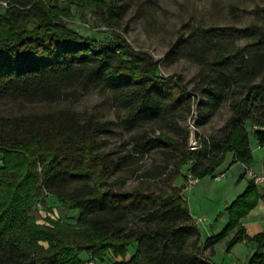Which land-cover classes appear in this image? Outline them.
<instances>
[{"label": "trees", "instance_id": "obj_1", "mask_svg": "<svg viewBox=\"0 0 264 264\" xmlns=\"http://www.w3.org/2000/svg\"><path fill=\"white\" fill-rule=\"evenodd\" d=\"M66 1L82 10L97 7L119 28L108 41L86 37L67 25L70 9L55 0H10L0 14V99L62 102L51 111L0 115V264H82V253L104 260L108 252L123 258L112 264L141 258L147 264H215L220 241L233 234L226 243L230 253L246 237L241 219L264 190L250 179L226 207L227 225L204 240L189 210L184 168L199 179L214 175L228 152L250 166L249 135L264 144V5L251 21L183 24L163 60L195 64L197 73L185 82L178 73L160 74L161 60L134 47L120 25L131 7L157 0ZM94 90L109 95L131 134L120 146L124 154L102 150L98 137L115 131L99 119L83 120L73 105L78 92ZM224 110L222 125L207 136L196 131L199 144L191 149V128L182 121L191 116L203 127ZM155 149L166 163L139 172L143 165L137 162ZM125 162L133 165L132 175L160 178L172 191L126 189L125 176L110 181ZM178 177L185 181L181 187L174 185ZM43 190L77 212L75 223L51 217L38 222L31 214L37 202L53 212ZM135 219L144 225L131 224ZM247 243L254 252L246 263L264 264V232ZM134 245L138 250L128 260ZM185 245L190 255L181 252Z\"/></svg>", "mask_w": 264, "mask_h": 264}, {"label": "rangeland", "instance_id": "obj_2", "mask_svg": "<svg viewBox=\"0 0 264 264\" xmlns=\"http://www.w3.org/2000/svg\"><path fill=\"white\" fill-rule=\"evenodd\" d=\"M0 0V14L5 12L6 5ZM55 4L59 7H68L70 9L71 16L65 18L64 21L69 27L78 31L82 35L97 39L99 41H108L112 38L114 30L118 29L117 26H111L104 19V15L100 10L95 7H86L83 10L76 3L72 4L66 0H55ZM264 5V0H157L156 5H144L142 7L133 6L131 9L123 15L121 18V27L125 31L128 40L137 49H144L149 51L154 58L161 60L159 73L162 75H171L178 73L182 76L185 82H189L197 73L198 67L186 59H180L176 62L170 63L164 61L166 52L169 50L171 43H173L180 33V28L185 23L202 21L206 24H234L243 19L244 21L250 20L255 16V11L258 6ZM237 14V18L232 13ZM62 105V102L56 103H22L19 99L13 97H4L0 99V115H22L28 112H42L51 111L57 109ZM73 105L79 113V117L86 120L89 117L99 119L100 121L108 123V126L115 132L114 134L104 133L98 137V142L101 143L102 150L113 151L112 156L117 154H124L126 150H121L120 146L130 139V133L123 129L120 124V118H117V113L113 107V104L108 94L100 92L98 90L90 92H78L74 98ZM227 112L224 110L219 116L213 118V121L209 122L203 127H195L196 131L200 133V136L209 135L213 128H217L222 125ZM123 116V115H122ZM183 125L187 128L193 127L192 117L182 121ZM131 144L127 145L125 149L130 148ZM157 161V162H156ZM142 163V164H141ZM157 163L165 164L163 155L159 149L151 151L148 155H145L142 161H138L136 165H143L139 172L154 169ZM2 162L0 161V165ZM132 164H125L119 168H116L110 175V181H114L119 177H129L126 181L125 188L133 189L134 187L141 185L145 190H154L164 193L172 191L170 186L163 183L160 178L142 177L138 178L131 174ZM41 172V167L38 168ZM184 171L188 174V168H184ZM227 173L226 179L229 181L234 173ZM232 175V176H231ZM237 178L236 180H238ZM222 182L214 181L212 175H208L199 179V181L186 192L189 204V210L191 211L194 220L198 222L202 227L204 223L213 224L218 219L224 222L226 207L225 202L229 199V195L225 193ZM43 193L47 197V206L53 208L52 213H48L41 200L37 202L32 208L31 214L35 216L39 223H46V218H61L69 223H75L76 211H67L63 205L48 195L45 190ZM221 214V216H219ZM219 217V218H218ZM204 222H200V219H204ZM217 220V221H218ZM196 222V223H197ZM145 221L135 219L131 224L141 226ZM226 223L221 225V229L224 228ZM199 229L201 230V228ZM210 227V226H209ZM203 228V227H202ZM216 229H213V233L217 234ZM227 240H222L216 245V251L214 261L217 264H228L226 252ZM137 246L129 248L128 253H135ZM209 248H205L203 251L208 254ZM244 245L237 246L236 253H243ZM183 252L186 255H190L191 251L189 246L183 247ZM142 253V252H140ZM84 258H88L87 253L82 254ZM95 264H112L115 259L108 252L104 260ZM137 264H147L141 258Z\"/></svg>", "mask_w": 264, "mask_h": 264}, {"label": "crops", "instance_id": "obj_3", "mask_svg": "<svg viewBox=\"0 0 264 264\" xmlns=\"http://www.w3.org/2000/svg\"><path fill=\"white\" fill-rule=\"evenodd\" d=\"M249 142H250V149H251V155H252V163L250 166H245L244 163L240 161H234L235 155L232 152H228L226 155L224 161L216 171V173L213 176L214 181H219L222 182V180H225V183H222V185H225L224 190L225 193L229 195V199L226 200L225 202V207L236 200L238 196L243 194V192L246 190L248 186V182L251 179V177L248 174V170H252L255 173H263L264 172V144H259L257 138L254 137L253 134L249 135ZM234 173V176L230 178L228 181L226 179L227 173ZM246 174L243 178H240L243 172ZM215 176H221L218 180H215ZM239 178L238 180H236ZM185 183L184 179L182 177H178L174 185L177 187L183 186ZM258 186V189L262 192L264 190V183H261ZM187 192V191H186ZM226 220L222 223L221 219L216 220L215 223L210 224V223H204L202 227L198 226L201 228V235L202 238L205 240L208 238V236L214 234L213 229H216L217 231H221V225L224 223H228L229 221V215L228 213L224 214ZM205 218L203 219L202 222H204ZM241 223L246 229V237L243 239V241L239 242L236 244L233 249H231L230 253H227V259H228V264H247L246 262L248 261V258L250 255L254 252L253 246L248 245L247 241L248 239L252 238L256 234H259L261 232H264V198H260L258 201V204L246 215L241 219ZM225 225V226H226ZM210 226V227H209ZM224 226V227H225ZM218 233V232H217ZM233 234L229 235L228 238L225 240H228L229 238L232 237ZM239 245H244V251L243 253H236L237 246ZM136 246V245H135ZM132 247V246H131ZM138 248H136L135 253L137 252ZM215 251H216V246H215ZM83 254V253H82ZM81 254L82 259L85 261L88 258H84V256ZM88 254V253H87ZM216 254V253H215ZM89 255V254H88ZM134 253H128L127 259H131ZM98 259L97 257H95ZM115 261H121L123 260L122 257H114ZM214 261V258H212ZM99 261H102L100 259L97 260V263H100ZM215 264H217L216 261H214ZM222 264H225L222 263Z\"/></svg>", "mask_w": 264, "mask_h": 264}, {"label": "built area", "instance_id": "obj_4", "mask_svg": "<svg viewBox=\"0 0 264 264\" xmlns=\"http://www.w3.org/2000/svg\"><path fill=\"white\" fill-rule=\"evenodd\" d=\"M4 5L7 7L10 5V0L2 1ZM248 174L251 177V179L255 182L256 185H259L261 183H264V172L263 173H255L252 170H248ZM221 176H215V180H218ZM199 181V178L192 175L191 173L187 174V181H186V191L191 190V188ZM200 222L203 221V219L199 220ZM197 222V221H196ZM198 223V222H197ZM96 258L93 255H89L88 259L85 260L82 264H95Z\"/></svg>", "mask_w": 264, "mask_h": 264}, {"label": "water", "instance_id": "obj_5", "mask_svg": "<svg viewBox=\"0 0 264 264\" xmlns=\"http://www.w3.org/2000/svg\"><path fill=\"white\" fill-rule=\"evenodd\" d=\"M193 127L191 128V132H190V138H189V147L191 149H196L198 147V141L196 139V119H194L193 121Z\"/></svg>", "mask_w": 264, "mask_h": 264}]
</instances>
